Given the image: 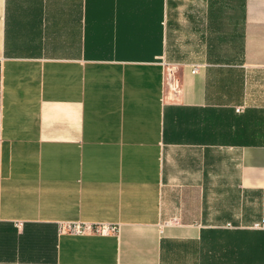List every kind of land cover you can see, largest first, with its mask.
Segmentation results:
<instances>
[{"label": "crops", "instance_id": "0c3cea01", "mask_svg": "<svg viewBox=\"0 0 264 264\" xmlns=\"http://www.w3.org/2000/svg\"><path fill=\"white\" fill-rule=\"evenodd\" d=\"M263 221L264 0H3L0 264H264Z\"/></svg>", "mask_w": 264, "mask_h": 264}, {"label": "built area", "instance_id": "2783aa9c", "mask_svg": "<svg viewBox=\"0 0 264 264\" xmlns=\"http://www.w3.org/2000/svg\"><path fill=\"white\" fill-rule=\"evenodd\" d=\"M168 85L172 90H176L179 87V80L176 78V70L171 65L168 66ZM262 225H264V221ZM59 229L61 232L78 235L93 233L106 235L110 233H116L119 229V226L113 223H93L82 220H68L60 221Z\"/></svg>", "mask_w": 264, "mask_h": 264}, {"label": "clouds", "instance_id": "9594fccd", "mask_svg": "<svg viewBox=\"0 0 264 264\" xmlns=\"http://www.w3.org/2000/svg\"><path fill=\"white\" fill-rule=\"evenodd\" d=\"M3 4V0H0V5H2Z\"/></svg>", "mask_w": 264, "mask_h": 264}, {"label": "rangeland", "instance_id": "374dc122", "mask_svg": "<svg viewBox=\"0 0 264 264\" xmlns=\"http://www.w3.org/2000/svg\"><path fill=\"white\" fill-rule=\"evenodd\" d=\"M237 45L233 44V47H236Z\"/></svg>", "mask_w": 264, "mask_h": 264}]
</instances>
